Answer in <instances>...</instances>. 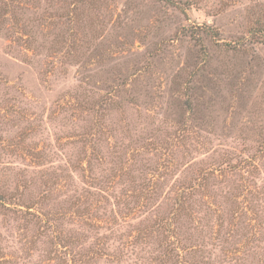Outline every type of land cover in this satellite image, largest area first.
<instances>
[{
  "label": "rangeland",
  "instance_id": "rangeland-1",
  "mask_svg": "<svg viewBox=\"0 0 264 264\" xmlns=\"http://www.w3.org/2000/svg\"><path fill=\"white\" fill-rule=\"evenodd\" d=\"M0 264H264V0H0Z\"/></svg>",
  "mask_w": 264,
  "mask_h": 264
}]
</instances>
